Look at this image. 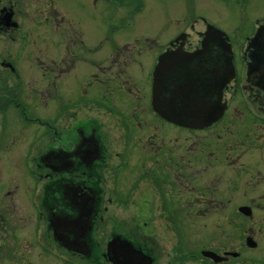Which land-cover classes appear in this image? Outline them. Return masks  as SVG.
<instances>
[{
    "label": "flooded vegetation",
    "instance_id": "obj_1",
    "mask_svg": "<svg viewBox=\"0 0 264 264\" xmlns=\"http://www.w3.org/2000/svg\"><path fill=\"white\" fill-rule=\"evenodd\" d=\"M17 4V0H0V107L7 110L17 104L15 76L26 71L18 66L11 51L15 49L14 33L23 21L15 15ZM263 19L257 18L249 26L243 45L237 39H229V48L225 51L232 64L229 80L220 98L206 100L212 107L204 115L205 126L197 130L180 127L186 130L182 133L183 140L175 133L177 125L155 110L154 71L165 51L181 54L198 50L204 38L201 31L195 43L189 34L179 31L153 56L130 50L120 52V57L106 58L111 54L106 50L105 58L99 63L88 55L90 51L81 55V44L74 40L76 35H71L72 44L66 45L69 50L64 47L55 60L57 67L49 69L56 78V86L63 90L58 116L66 115L71 120L57 126L47 151L40 153L37 170L31 169L37 179H31L30 184L25 178L0 183V264H37L33 262L34 230L31 231L28 220L35 219V226L36 217L45 220V228L35 243L40 255H44L41 258L47 256L50 246V249L66 250L73 262L83 256L89 264H113L117 257L127 258L120 245L122 241H129L134 249L145 253L151 264H157L159 244L154 238L144 242V227L141 229L138 224L128 231L121 223L119 226L108 221L109 236L107 229H101L97 236L99 222L116 217L114 205L127 209L132 204L134 212L130 214L136 219L158 215L175 219L181 215L222 217L219 205L229 202H235V207L224 216L231 219L227 223L234 232L223 239L222 228L216 245L191 246L193 252L183 255L193 257L200 264H264ZM204 26L207 29L213 25ZM107 39L105 44L110 42ZM222 44L217 43L215 47ZM112 61L120 65L115 67ZM69 88L72 91L68 100ZM206 90L209 96L216 94V90L208 87ZM100 111L113 116L103 119L98 114ZM115 126L121 127V131L111 136ZM191 132H201L197 145L202 146H192L195 141L190 140ZM210 139L216 142H209ZM178 140L185 145L177 146ZM192 159L200 161L201 168L196 170H201V178L196 179L201 187L192 184ZM223 166L233 169L226 185ZM221 174L220 186L234 187L231 199L227 194L225 197L218 194L214 183ZM144 179L151 182L153 190L145 195L141 188ZM40 183L42 188L37 193L35 188ZM257 186L261 190L256 191ZM184 187L189 191L194 189L196 194L186 200L182 196L176 200L175 190L180 193ZM19 191L22 193L17 198ZM22 231L29 235L31 242L27 238L21 250L16 243V247L9 246V239L15 241ZM103 234L107 235L106 240Z\"/></svg>",
    "mask_w": 264,
    "mask_h": 264
},
{
    "label": "rangeland",
    "instance_id": "obj_2",
    "mask_svg": "<svg viewBox=\"0 0 264 264\" xmlns=\"http://www.w3.org/2000/svg\"><path fill=\"white\" fill-rule=\"evenodd\" d=\"M17 1L15 15H18L23 21L21 28L16 29L14 33L15 49L11 51L14 52L15 62L18 63L19 67L25 68L26 71L24 74L22 72L19 76H15L17 104L11 107L10 110L0 107V183L3 180L6 182L7 180L25 178L30 184L33 182L31 179H37L31 169L33 167L37 170L36 164L39 163L40 153L43 151V154H45L47 151L48 148L46 147L53 137V133L58 130L57 126L61 127L71 120L66 115L60 118L58 116V102L60 103L63 90L56 86V78L50 74L49 70L57 67L55 60L59 58L64 47L67 51L68 47L66 45L72 44L71 35H76L74 40L79 41L81 44L80 54L84 55V52L90 51L91 54L88 55L93 56V60L99 63L103 61L102 58L119 56L120 52L130 50L140 51L141 55L153 56L156 52L161 51L166 42L181 30L189 34L191 41L195 43L199 39L198 31L203 33L206 24L199 17L224 31L233 40L237 39L239 44L243 45L245 34L247 35L250 32L251 27L249 26L254 25L257 18H264V0ZM195 19L197 20L195 21ZM60 20L62 25L59 22ZM86 37L87 40L90 37L89 42ZM105 37L110 42L105 44ZM106 50L111 51V54L103 57ZM63 54L66 55V53ZM113 63L115 67L120 65L119 62ZM71 91L69 96H66L68 100L71 98ZM95 107L103 110L96 105ZM4 114H7V117L4 118ZM98 114L103 119L111 118V114L109 115L105 111H100ZM112 119L115 121L114 118ZM180 127L177 126L174 130L176 134H179L178 138L183 140L182 133H185L186 130ZM111 131V136H117V133L121 131V127L115 126ZM195 133H189V136L191 135L190 140L195 141L192 146H202L203 144L197 145V139L199 135H202L201 132ZM211 141L216 142L214 139L209 140V142ZM178 145H185V142L180 141ZM199 167L201 168L200 161L192 159V184L197 186H200V181L196 178H201V170H196ZM220 167L221 165H219ZM222 168L224 170L223 178H226L223 184L226 185L227 178L232 175L231 171L233 169L225 166ZM215 180L214 184L218 188V194L224 197L227 194L231 196L229 198L231 199L232 195L235 194L233 192L234 187L220 186V183L222 184V174L219 179ZM180 183H182L181 180ZM41 188L40 183V185H36L35 191L39 193ZM141 188L144 192L143 195L146 192H153L151 182L148 180H143ZM259 188L257 186L256 191L261 190ZM178 189L180 190L181 187H178ZM21 193V191L17 192V198ZM174 193L176 194V200L181 196L186 200L187 197L196 194L194 189L189 191L188 187L182 188L180 193L176 189ZM208 193L207 190V195L210 194ZM135 194L136 191H134ZM24 195H26V192ZM234 203L220 204L222 214L225 215L229 209L235 207ZM113 208L116 217H111L109 220L102 219L99 222L100 232L98 234L96 232L97 236H100L101 229L102 231L107 229L106 234L109 236L108 230L111 225H107L108 221L119 226L121 223L128 231L130 230L129 227L132 229L138 224L141 229L144 227V242H150L151 238H154L159 244L157 252L160 257L157 259V264H200L194 261L193 257H186L183 253H192L193 251H190L193 250V248H190L191 246L194 248L203 245L213 247L218 243L216 237L220 236L218 231L222 228L224 231L220 233H223V239L234 232L232 225L227 223L231 219L224 215L222 217L208 215L210 217L202 218H187L181 215L175 219H166L158 215L154 218H148L147 216L136 219L130 214L134 212V206L130 203L127 209L122 205L118 207L114 205ZM36 219L38 220L35 226V219H28L32 226L30 229L31 231L34 230L35 233L33 235L32 232L31 236L33 240L32 250L35 254L33 257L34 263L44 264L43 261H46V264L90 263L85 261L83 256L75 258V263L71 261V257L67 255L66 250L62 252L54 247L50 249V246L47 249V256L41 258L40 256L44 255H40L35 243L45 228V220L41 217H36ZM219 224L220 228H218ZM106 234L102 235L104 240H106ZM27 238L31 242L29 235L22 231L17 235L15 241L13 238L9 239V246L16 247V243L18 249L21 250L27 243ZM219 241H222V239ZM225 241L223 240L224 243Z\"/></svg>",
    "mask_w": 264,
    "mask_h": 264
},
{
    "label": "water",
    "instance_id": "obj_3",
    "mask_svg": "<svg viewBox=\"0 0 264 264\" xmlns=\"http://www.w3.org/2000/svg\"><path fill=\"white\" fill-rule=\"evenodd\" d=\"M223 34L209 28L203 40V48L197 53L178 54L177 57H169L170 54L165 53L161 57L162 64L158 68V75H161L165 83L159 82V97L155 100V106L161 114L190 127L203 124L204 113L210 108L206 100L211 98L204 90L208 87L217 90L215 92L220 95L231 75V61L228 56L223 55L228 48L226 40L222 39ZM220 42L223 43L222 47H215ZM259 45H262L261 42ZM168 59H172L173 63L167 62ZM205 75L209 76L208 81L201 78ZM120 246L127 258L117 257L113 264H151L145 253L134 249L131 243L122 241Z\"/></svg>",
    "mask_w": 264,
    "mask_h": 264
}]
</instances>
